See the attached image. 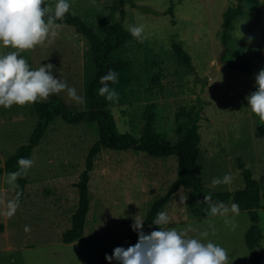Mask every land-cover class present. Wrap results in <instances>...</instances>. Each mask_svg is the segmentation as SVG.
Instances as JSON below:
<instances>
[{
  "label": "rangeland",
  "instance_id": "374dc122",
  "mask_svg": "<svg viewBox=\"0 0 264 264\" xmlns=\"http://www.w3.org/2000/svg\"><path fill=\"white\" fill-rule=\"evenodd\" d=\"M55 5L57 0H47ZM70 10L102 34L120 20L119 0H69ZM149 8L150 12L133 6ZM238 0H128L124 26L144 24L145 39L131 44L135 67L129 77L125 103L112 107L118 131L139 138L148 110L155 112V129L171 143L178 141L177 114L181 108H196L197 98L204 102L200 121L202 135L197 172L213 192H234L244 187L242 161L254 177L264 182V122L259 121L245 97L256 90L255 76L264 68V0L258 7L243 2L244 13L234 21L229 32L223 63L218 64L224 41L221 38L223 13ZM174 5V15L167 13ZM58 24V23H57ZM56 39L27 50L21 55L30 68L54 65L53 75L75 87L84 97L83 104L60 96L77 109L86 108V90L95 73L87 39L68 24H59ZM182 41L191 55L193 67L180 63L173 41ZM14 51L0 43V55ZM250 65L243 72L231 65ZM161 71V86L150 91L154 75ZM55 95V94H54ZM153 106V107H152ZM38 121L33 104L0 106V157L2 165L27 143ZM96 124H71L56 119L32 153L33 166L27 170V187L19 208L11 217L3 214L15 190L0 176V223L7 229L0 233V264H102L105 254L116 246L128 247L134 218L145 221L153 203L162 197L178 177L176 155L153 157L132 149H103L91 173V209L83 237L64 243L63 234L71 226L79 194L76 182L85 168L86 156L98 140ZM232 175L230 184L213 187L211 181ZM191 188L180 187L162 211L170 223L163 227L181 231L193 229L189 236L202 242L212 240L225 248L228 264H252L245 242L246 227L251 224L246 211L226 217L205 215L210 212L205 201L189 200ZM233 204L230 200L229 208ZM264 235V196L259 209ZM225 219L231 223L225 224ZM30 231L25 232V226ZM215 229V234L212 230ZM207 230L209 236L201 237ZM10 245V249H9ZM264 263V238L259 245ZM103 264H109L108 261ZM112 264H118L113 260Z\"/></svg>",
  "mask_w": 264,
  "mask_h": 264
},
{
  "label": "trees",
  "instance_id": "16d2710c",
  "mask_svg": "<svg viewBox=\"0 0 264 264\" xmlns=\"http://www.w3.org/2000/svg\"><path fill=\"white\" fill-rule=\"evenodd\" d=\"M122 6L120 20L114 21L102 34L98 33L92 26L86 24L84 20L74 14L71 10L63 20L58 24H68L74 26L82 34L90 45L95 73L88 83L86 90V108L77 109L67 104L60 96L51 95L46 102H36L33 104L38 121L31 133L27 143L20 146L16 152L2 165L0 157V176L5 172L17 171L18 159L25 157L31 159L34 148L39 145L49 126L56 120L62 119L67 123L96 124L98 127V140L89 149L85 168L80 173L79 180L75 186L79 194L78 204L71 216V226L63 234L64 243H73L81 239L85 233L88 214L91 209L92 194L90 191L91 173L94 170L95 161L103 149L114 151H125L132 149L137 153H147L153 157H168L176 155L178 159V177L171 184L168 191L156 200L144 221V232L149 233L159 226L152 223L156 214L163 210L172 195L180 188L186 187L192 189L189 200L192 204L195 201H204L207 194H211L213 202H223L227 204L230 200L239 206V210L247 211L251 219V226L245 235L247 247L250 250L252 264H264L259 252V245L263 239V231L260 226L259 209L261 208L262 197L264 196V182L254 177L252 171L239 161V167L243 172L244 187L234 192H213L203 183L202 178L197 172V160L199 157L202 135L200 133V121L204 110V102L200 97L197 98L196 108H181L176 119V133L178 141L169 142L165 135L155 129V112L148 110L146 123L142 135L137 139L130 133H121L118 131L116 118L112 112V107L117 104L125 103V97L129 92V77L135 67L134 60L131 57V44L137 39L132 37L130 32L124 26L126 12L124 4L128 0H119ZM246 1L255 6L259 13L260 0H238L237 5L228 7L223 13L221 38L227 42L229 32L234 27L235 19L244 13L243 2ZM45 5H49L45 0ZM136 6L144 12H150L147 7ZM167 13L174 15V5H171ZM47 19V17H45ZM172 47L180 63L188 68L193 67L191 55L185 49L182 41H173ZM231 65L243 72L253 71L250 65H240L237 62H231ZM118 73V82L113 84L109 82L110 89L114 88L118 94V100L107 101L105 97L98 95V89L102 86L100 77L106 75L109 70ZM162 72L154 75L153 83L150 86L151 92H156L161 84ZM153 107V106H152ZM28 179L24 175L18 178L19 188L15 190V197L19 192V204L22 202ZM210 215V212L205 214ZM162 225L161 227H163ZM5 229V224L0 223V233ZM138 240V233L130 229L128 244H135ZM117 247V246H116ZM108 253V252H107ZM105 257L101 263H106Z\"/></svg>",
  "mask_w": 264,
  "mask_h": 264
},
{
  "label": "clouds",
  "instance_id": "9594fccd",
  "mask_svg": "<svg viewBox=\"0 0 264 264\" xmlns=\"http://www.w3.org/2000/svg\"><path fill=\"white\" fill-rule=\"evenodd\" d=\"M71 5L69 0H57L55 5H45V0H0V43L5 48H12L6 54L0 55V106L10 109L14 104L25 106L36 102H46L51 95L66 92L67 97L77 103L83 104L84 97L77 94L75 87H69L66 81L53 75L54 65L41 64L32 69L28 61L21 55L27 50L45 45L54 41L60 27L56 22L63 20L69 13ZM47 17V19H45ZM132 37L141 43L145 39L143 33L145 25L130 24L127 29ZM109 82H118V73L109 70L100 77L102 85L98 95L107 101L118 100V92L109 87ZM256 90L250 92L245 99L253 114L259 121L264 122V68L255 76ZM18 170L7 173L5 182L18 189V178L27 174L34 161L20 157L17 161ZM232 175L226 173L222 178H213V187L221 184H230ZM19 192L14 199L7 201L3 214L11 217L19 208ZM208 204L210 215L226 217L229 212L239 214V206L235 203L229 208L223 202H213L211 194L204 197ZM167 212L160 211L152 220L159 226L149 233H145L144 221L134 218L132 230L138 233V240L128 247L117 246L111 254H105V259L112 264H228L229 255L225 248L212 240L202 242L201 239L189 236L193 231L187 228L177 231L175 228L161 227L170 223ZM225 224L231 222L225 219ZM25 232L30 231V226H25ZM215 234V229L212 230ZM207 238V230L200 233Z\"/></svg>",
  "mask_w": 264,
  "mask_h": 264
},
{
  "label": "water",
  "instance_id": "95a60500",
  "mask_svg": "<svg viewBox=\"0 0 264 264\" xmlns=\"http://www.w3.org/2000/svg\"><path fill=\"white\" fill-rule=\"evenodd\" d=\"M225 52H226V44H225V42H224V43H223V49H222V52H221V54H220V56H219V59H218V64L223 63V57H224Z\"/></svg>",
  "mask_w": 264,
  "mask_h": 264
},
{
  "label": "crops",
  "instance_id": "0c3cea01",
  "mask_svg": "<svg viewBox=\"0 0 264 264\" xmlns=\"http://www.w3.org/2000/svg\"><path fill=\"white\" fill-rule=\"evenodd\" d=\"M239 211H243V210H239ZM247 212V211H246ZM249 215V214H248ZM210 216H212V215H210ZM250 217V216H249ZM251 220V219H250ZM250 226H251V224L249 225V227L247 226L246 228L247 229H245L246 231L245 232H247V230L250 228ZM5 229H7L6 227H5ZM246 235V234H245ZM264 238V237H263ZM262 241V240H261ZM246 242V241H245ZM261 243V242H260ZM247 245V244H246ZM11 247H10V245H9V249H10ZM249 249V248H248ZM250 251V250H249Z\"/></svg>",
  "mask_w": 264,
  "mask_h": 264
}]
</instances>
